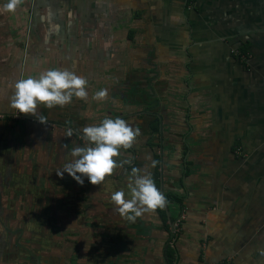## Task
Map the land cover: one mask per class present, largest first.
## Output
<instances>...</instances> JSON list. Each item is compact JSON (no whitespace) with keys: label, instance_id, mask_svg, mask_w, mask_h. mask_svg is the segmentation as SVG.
I'll return each mask as SVG.
<instances>
[{"label":"crops","instance_id":"1","mask_svg":"<svg viewBox=\"0 0 264 264\" xmlns=\"http://www.w3.org/2000/svg\"><path fill=\"white\" fill-rule=\"evenodd\" d=\"M55 68L85 77L87 91L107 89L115 98L111 89L124 81L143 85L142 94L154 84L167 125L162 186L170 190L180 170L183 190L182 207L169 203L167 211L177 212L172 223L182 216L174 232L167 220L168 238L156 212L131 222L115 211L109 195L122 190L130 198L132 170H116L101 185L71 180L67 206L48 209L69 214L70 244L43 235L40 264H166V246L171 264H264V0H24L0 15V128L11 127L7 144L20 150L5 153L7 171L13 161L60 168L73 158L66 133L77 124L76 104L38 106L45 124L10 106L17 80ZM56 120L65 123L62 133ZM175 131L180 169L168 156ZM134 167L149 174L153 162L136 153ZM0 254V264L30 260Z\"/></svg>","mask_w":264,"mask_h":264},{"label":"clouds","instance_id":"2","mask_svg":"<svg viewBox=\"0 0 264 264\" xmlns=\"http://www.w3.org/2000/svg\"><path fill=\"white\" fill-rule=\"evenodd\" d=\"M23 3L24 0H7V3L0 5V15L15 12ZM87 85L88 80L85 77L68 68L49 69L41 72L38 77L28 76L17 80L10 97V106L18 113L32 115L41 124H45V117L37 116L38 106L52 109L72 103L73 97L87 100ZM107 96V89H101L95 93L93 99L101 101ZM79 131L87 142L86 145L73 148L71 156L74 159L56 174L63 178L67 173L80 185L84 184V177L92 185H101L117 168L122 167L116 159L121 155L120 150L133 148L138 143L137 138L141 136L139 128H133L119 117H106L99 125L85 126ZM66 135L71 137L72 129ZM140 173L141 169H132L133 178L128 185L130 198H126V193L122 190L114 191L111 195L112 202L117 206L115 211L131 222H135L146 212L164 209L168 203L151 175Z\"/></svg>","mask_w":264,"mask_h":264},{"label":"rangeland","instance_id":"3","mask_svg":"<svg viewBox=\"0 0 264 264\" xmlns=\"http://www.w3.org/2000/svg\"><path fill=\"white\" fill-rule=\"evenodd\" d=\"M151 69H153V70L155 69L154 64L152 65ZM147 76H148V74H147ZM116 86L113 87L111 89V91H113V93L116 94L117 99L115 98V96L108 94L107 98L105 99V102H104V100L95 102L93 99V97L96 93L95 88H93V89L89 88L88 92L91 89V93H89L90 94L89 100H90V102H92L94 104H90L89 100H80V99L73 97L72 103L67 104L63 107H60L59 109L65 110L63 108H66L68 110L69 108H73L74 104H76V110L78 112H80V113H78L76 111L77 112L76 121H77V124L80 123V125L77 127L82 129L83 127H85V125H88V124L89 125L90 124L99 125L101 119L103 120L106 117L110 118L111 115L113 116V113H115V109L117 111L121 110L119 112H122L124 110V108H121V104L119 103V102H122V100H127V104L128 105L132 104L131 108H137V110L143 109V107H145L148 104H149V107H151L150 109L158 107L155 105V103H157V105H160V104L163 105V101L161 102V100H159L160 97L156 96L154 93V84L146 83L144 87H145V90H147V91L144 94H142V92L138 93V91H139L138 88L139 89L141 87L143 88V85L138 86L137 84L132 83L131 81H127V82L124 81L123 84L116 85ZM143 90H144V88H143ZM115 99H116V101H118V104H116L115 101L109 102V101L115 100ZM158 101H160V102H158ZM107 102L109 103V109L107 108L106 113L108 114V111H109L110 116L107 114L103 115V113H104L103 107L105 106V104L108 106ZM123 103H126V102H123ZM134 103L141 105V109H139L138 107H135ZM87 108H90V112L85 111ZM129 108L130 107H128V109ZM161 108H163V107H161ZM99 110H101V112ZM160 111L161 110H158L157 112H159V114H160ZM127 112L129 113V111H127V109H126L125 113H127ZM15 117L17 118L16 115L14 116V118ZM0 119H1V117H0ZM149 119L150 118L148 116H141V115L133 117V122L135 121V122H140V123L139 124L133 123V124H131V126L133 128H139L140 129V131H141L140 137L141 138H144L146 136L145 133L143 132L144 122H146V120H149ZM163 132H165V128L163 129ZM12 133H13L12 129L9 125H7V123H4L1 126V128H0V196L2 197L3 204L9 205L7 202L9 200H11L12 204L15 203V205L16 204L21 205V209H23V211H22L23 216L20 215V213H18V217L21 216V219H23V220L21 221V223L18 226L16 223H13V225L17 226L18 229H20V230L23 229L22 235H24V236H22V237L24 239L32 240V239H30L31 234L29 232L26 233L27 228L30 229L31 231H33L35 229L34 227H36V224H38V222H39L38 218H40L41 216L44 219V224H47V222H48V225H50V227L52 225L55 227V224L53 222V217L55 215V217L60 222V226L58 228H56V231L57 230L60 231V237H64V236L69 237V233H68L69 232V229H68V224H69L68 223V218H69L68 215L69 214L68 213H60L57 211H56V213H52L48 209L51 208L50 206H53L55 204L59 207L67 206L66 202L68 199L69 192H68V186H66V185H69V181H70L69 175L67 173H65L63 178L60 177V179L58 181H55L54 179H52L51 175H57L56 172L62 171L64 166L67 163L71 162L73 160V158L69 162L68 161L62 162V164H60V168H59V166H56V167L52 166L47 161H46L45 165H43V166L33 164V163H30L29 166H25L23 164L15 163L13 161V164H14L13 167L14 168L10 171H7L5 168V166H6L5 162H6L7 155L5 153H8V152L10 153V151H12V148L14 149V151H20L17 149V148H19L18 145L15 144L10 149V145L7 144L9 141H11ZM169 134H171L173 137V139H172V137L170 139H168V141H169V145H168L169 152L172 151V149H174V148H177L178 150L174 151V152H170V154H168V156H170L172 158H176V161L179 163L178 159H180L182 157V154H181L182 150L180 147L181 141H180V138L178 139V137L180 136V132L175 131V132L169 133ZM171 135H169V136H171ZM146 138H147V141L153 143V147L151 148L152 154H153V152H154V154L155 153L157 154L158 148L155 147V142H157L156 138L154 136H149V137L146 136ZM137 139H139V137ZM137 144L138 143H136V145ZM1 149L3 150V152H1ZM136 150H137V147H136ZM137 152L141 156V158L148 156L149 159H151L148 150H146V148H144V144H142L141 147H139ZM178 163H177V166H175V168L180 167V165ZM21 167H23V168H21ZM43 168H46L45 170H46L47 174L44 173ZM48 169H50V171H48ZM179 172H180V170H177L175 173V176L173 178L172 185H171V190H178V189L181 190V184H180V180H179V175H180ZM24 178H26V181ZM128 178L129 179L127 181H128V183H130L133 177H128ZM121 182L123 183V181H121ZM58 185H59V188H58ZM121 185L122 184L120 183V185H118V186L120 188H122ZM100 188H104V187H100ZM11 190H13L14 193L17 192L19 194H21L23 191L25 193L27 192L28 193L27 202H23V201L19 200L18 198H15V196H13V195L7 197V194H10ZM43 190L47 191V193H48L46 197L43 196V198H44L43 205L45 207V210H43V208H42L43 211H39L37 214H35V215L33 214L30 217V215H29L30 212L27 213V210L30 208L36 209V207H37L36 205H38L36 203H39L38 198L40 196H42ZM180 194L183 196L182 192ZM52 195H53V197H52ZM26 206H28L27 210H26ZM168 208H169V206H168ZM84 209L85 210L89 209V211L91 210V208H89L87 206L84 207ZM89 211H87V212H89ZM169 214L172 217V216H175L177 214V212L175 213L171 209L169 211ZM0 216H1V214H0ZM44 216H46V217H44ZM180 216H182V215H179L178 217H180ZM1 219L3 221L2 222L3 225L8 224V225H5V228L7 230L8 229L13 230L9 226L8 221H6L4 219V217H2ZM50 220H51V222H50ZM4 221H6V222H4ZM173 224H175V222ZM54 227H52V228L55 229ZM177 227L178 226L176 225V228ZM5 228L1 227V229L3 231L5 230ZM20 230L16 231V233H14V235L11 236L12 239H8L7 241H5L6 243L4 241H0V247H5L7 249L8 243H9V248L12 247V249H8L9 251L4 250L5 254H11V255L14 254V255H17L18 257L22 258L23 256H25L23 254H31V253L34 254L35 253V251L33 250V248L31 247V245L29 244L28 241L25 242L28 246V248H26L25 251L23 250V248L20 247V246H22V247L26 246V245H22L23 241H20L21 237H20V240H19V238L15 239L16 236L18 234H20ZM8 238H10V237H8ZM97 248L99 249V246ZM18 250H21L23 252H21V251L19 252ZM68 252L69 251H64L65 254H67ZM24 258H26L28 260L26 261L24 259V261H19V262H17V264H40L41 263L38 259H31V257H30V260H29V257H27V256ZM96 258H99V257H96ZM10 259L13 260L14 258H10ZM9 261H10L9 259L7 260L6 258H4V261H2V262H4L5 264H8Z\"/></svg>","mask_w":264,"mask_h":264},{"label":"flooded vegetation","instance_id":"4","mask_svg":"<svg viewBox=\"0 0 264 264\" xmlns=\"http://www.w3.org/2000/svg\"><path fill=\"white\" fill-rule=\"evenodd\" d=\"M117 99V98H116ZM116 99L115 100H111V101H109V102H113V101H115V103L116 104H118V101H116ZM123 102H126V103H123ZM108 103V102H107ZM120 104H121V108H124V109H127V111H129V113L127 112V113H125L126 112V110H123L122 112H115V113H113V116L111 115V117L110 118H113V119H115V118H117V117H119V118H123L129 125H131V124H139L140 122H133V117L134 116H148L150 119L149 120H146V122H144V129H143V132L145 133V135L147 136V137H149V136H154L155 138H156V140H158V136H157V131L156 132H154L152 129V126H154L155 124H156V126H157V129H158V119H157V116H160V118H161V127H162V150H163V147H164V141H165V132H163V129L165 128L166 129V124H165V122H164V120H163V117H162V115L161 114H159V112H157L158 110H156L157 109V107L156 108H152V109H150L151 107H149V104L148 105H146L145 107H144V109H141V110H137V108H131L132 107V104H127V100H122V102H119ZM108 105H109V103H108ZM155 105H156V103H155ZM134 106L135 107H138V104H136V103H134ZM128 107H130L129 109H128ZM109 109V108H108ZM115 114V115H114ZM129 120V121H128ZM57 122H58V124H60L61 126H64V128H62V127H60V133H62L63 131H64V129H65V123H64V121L63 120H56ZM155 121H157V122H155ZM80 125V123L79 124H76V126L75 127H73V128H71L72 129V131H73V135L70 137V140L73 142V145H74V147H77V146H81V147H83V146H85L86 145V141L82 138V133L79 131L80 130V128L79 127H77V126H79ZM90 125H93V124H90ZM89 126V125H88ZM67 129H69V126H68V128ZM146 136L144 137V138H141V137H139V138H141V140L143 141V142H140V139H138V144L135 146H133V148H131V149H121L120 151H121V155L119 156V157H117L116 159H117V161H119L120 162V164H124V165H127L123 170L125 171V170H132L133 168L132 167H134L135 166V163H136V153L138 154V152H137V150L139 149V147L141 146L140 144H144V148H146V150H148V152H149V154H150V158H151V160H152V162L154 161V156L155 155H158V152H157V154L155 153L154 154V152H153V154H152V150H151V148L153 147V143L152 142H149V141H147V138H146ZM140 143V144H139ZM155 143H157V142H155ZM157 145V144H156ZM136 147H137V150H136ZM156 147V146H155ZM175 147V146H174ZM158 148V147H157ZM178 149L177 148H174L173 149V151H177ZM162 157H164V153H163V151H162V155H161ZM133 158V160H131ZM176 159V158H175ZM163 160V159H162ZM162 160H161V165H162ZM179 160V163L177 162V161H175V162H177L179 165L181 164V158L180 159H178ZM176 163V164H177ZM158 166H159V158H158ZM175 166H177V165H175ZM134 168H137V167H134ZM152 169V168H151ZM179 169H180V167H179ZM158 170V173H159V168L157 169ZM180 173V172H179ZM149 174L150 175H152V170H150V172H149ZM161 174H162V169H161ZM179 176H181V174L179 175ZM52 177V179H54L55 181H58L59 179H60V177L59 176H57V175H52L51 176ZM69 178H70V181H69V184H70V182H72L74 179L71 177V176H69ZM72 180V181H71ZM159 180V179H158ZM126 182H128V181H126ZM59 184V183H58ZM66 186H68V185H66ZM58 188H59V185H58ZM70 190H69V188H68V192H69ZM183 193V190H180V189H178V190H168V188H165L164 186H162V193L164 194V195H168V194H170L171 195V197H174V198H177V200H179L181 203H182V196L180 195V193ZM47 191H44L43 190V193H42V196H40L39 198H38V202L39 203H36V204H38V205H36L37 207H36V209H33V208H30V209H28V206H26V210H27V213L28 212H30V217L34 214H37L39 211H43V210H45V207H44V205H43V200H44V198H43V196H47ZM15 196V198H18L19 200H21V201H23V202H27V198H28V193L26 192H22L21 194H19V193H17V192H13V190H11V192H10V194H7V197L8 196ZM169 195V196H170ZM6 197V196H5ZM41 201V202H40ZM7 202V201H6ZM172 202L174 203L175 201H172V200H170V201H168V203H167V205L169 204V203H171L172 204ZM9 205H7V204H3V200H2V197L0 198V214H1V216H0V233H2V234H4L5 235V237H10L11 239H12V237L11 236H13L14 235V233H16V231H19L20 229H18V225L21 223V221L23 220V219H21V216H19L18 217V213H20V215H22V211H23V209H21V211H20V208H21V205H18V204H16L15 205V203L14 204H12V201L11 200H9L8 202H7ZM166 205V206H167ZM35 206V205H34ZM41 206H43V210H42V207ZM55 208H56V205H55ZM57 212H59V211H57ZM23 216V215H22ZM2 217H4V219L6 220V221H8V223H9V226L11 227V229H13V230H7L6 228H5V225H3L2 224ZM18 217V218H17ZM44 217H46V216H44ZM54 217H55V215H54ZM53 217V218H54ZM168 217H169V215H168ZM39 219V221H40V224H43V226H45V227H48V228H46V229H44V228H41V227H39L38 226V224H36V227H34L35 229L33 230V231H31L30 229H28L27 228V230H26V233L27 232H29L30 234H31V238L30 239H32V240H27V239H24L22 236H24V235H22V231H23V229L22 230H20V234H18L17 236H16V238L15 239H17V238H19V240H20V237H21V240L20 241H23L24 243L26 242V241H28L29 242V244L31 245V247L33 248V250L35 251V253L33 254V253H31V254H28L30 257H31V259H36L37 257H39V255L42 253H40V251H41V249H40V247L39 248H37V245H39L40 243L41 244H43V242L42 241H44V239H43V235H46L45 237L46 238H52V237H56V238H58V240L56 241V243L58 242V244H60V246L61 247H67L69 244H70V240H69V237H60V231H56V228H58L59 226L57 225V226H51L50 227V225H48V222H47V224H44V221H42V220H44L43 219V217L41 216L40 218H38ZM6 221H4V222H6ZM169 221V223H171L170 222V220H168ZM167 221V222H168ZM50 222H51V220H50ZM13 223H16L17 224V226H15V225H13ZM8 225V224H7ZM1 227H4L5 228V231L6 232H3V230L1 229ZM52 227H54L55 229H53ZM41 228V229H40ZM1 235V234H0ZM26 237V236H25ZM19 241V242H20ZM17 242V241H16ZM28 244V245H29ZM21 248H24V247H22V246H20ZM3 248H5V247H3ZM26 248H27V245H26ZM8 249H12V247L11 248H9V247H7V249L5 248V250H7V251H9ZM19 252L21 251V250H18ZM0 252H2L3 253V255H5V253H4V249H0ZM21 252H23V251H21ZM36 252H38V253H36ZM14 255V254H13ZM0 256H1V254H0Z\"/></svg>","mask_w":264,"mask_h":264},{"label":"trees","instance_id":"5","mask_svg":"<svg viewBox=\"0 0 264 264\" xmlns=\"http://www.w3.org/2000/svg\"><path fill=\"white\" fill-rule=\"evenodd\" d=\"M244 49L245 48H242V51H244ZM155 122H157V121H155ZM152 128H153L152 130L154 132L157 131L156 124L154 126H152ZM153 162H155V166H153L151 177L155 181L156 186L159 188V181H158L159 174H158V170H157L158 169V155L154 156V161ZM169 195L170 194L165 195L166 198H167V201H170V200L175 201L174 203H177L178 206L174 205L173 202H172L173 206L181 208L182 207V203L179 200H177V198L171 197V195L170 196ZM155 212L157 213L158 217L160 218L162 226H163L164 230L167 232L168 238H169L170 237V233L168 231V224H166V222H167V220H170V222L172 223L173 220L175 219V217H171L170 214H168L169 217H167V215L165 214L164 209H157ZM172 254H173V252L166 246L165 251H164V255H165V258H166V264H171L172 258H173Z\"/></svg>","mask_w":264,"mask_h":264},{"label":"water","instance_id":"6","mask_svg":"<svg viewBox=\"0 0 264 264\" xmlns=\"http://www.w3.org/2000/svg\"><path fill=\"white\" fill-rule=\"evenodd\" d=\"M157 119H158V129H157V136H158V140H157V143H155V146L158 147V158H159V189L161 190L162 192V181H161V159H162V125H161V118L160 116H157ZM157 144V145H156ZM18 152V151H17ZM164 153V152H163ZM133 160V158L131 159ZM118 163H120L118 161ZM127 165H124L122 164V167H119L117 168L116 170H122L124 171L123 169L126 167ZM125 172H131L130 170H125ZM118 189H121L120 187H115L114 190H118ZM111 196V195H109ZM174 205L178 206L177 203H173ZM164 211H165V214L167 215L168 217V211H167V206L164 208ZM171 223H169V227L171 228ZM4 232V231H3ZM9 238L6 237V240H8Z\"/></svg>","mask_w":264,"mask_h":264},{"label":"built area","instance_id":"7","mask_svg":"<svg viewBox=\"0 0 264 264\" xmlns=\"http://www.w3.org/2000/svg\"><path fill=\"white\" fill-rule=\"evenodd\" d=\"M179 219L180 217L176 220L175 224L172 223L173 232L176 229V225H178L177 222L179 221ZM173 243H174V240L172 239L171 241H169V246L171 247Z\"/></svg>","mask_w":264,"mask_h":264}]
</instances>
